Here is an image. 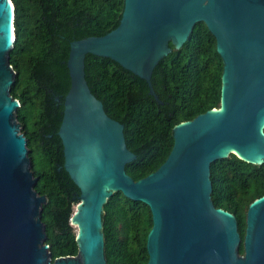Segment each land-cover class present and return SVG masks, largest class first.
I'll list each match as a JSON object with an SVG mask.
<instances>
[{"label":"water","instance_id":"obj_1","mask_svg":"<svg viewBox=\"0 0 264 264\" xmlns=\"http://www.w3.org/2000/svg\"><path fill=\"white\" fill-rule=\"evenodd\" d=\"M13 17L11 1L0 0V264H107L103 207L116 193L149 208L147 264H264V196L247 208L240 255L237 220L214 207L210 180V165L230 155L264 164V0H123L115 29L70 43V87L57 135L63 168L80 192L69 220L77 254L53 261L41 221L46 198L34 189L19 102L10 95ZM198 23L214 37L222 61L219 108L174 126L166 160L134 181L125 172L136 156L125 145L124 123L109 118L90 92L85 57L112 60L161 104L152 72L169 45L182 49Z\"/></svg>","mask_w":264,"mask_h":264},{"label":"trees","instance_id":"obj_2","mask_svg":"<svg viewBox=\"0 0 264 264\" xmlns=\"http://www.w3.org/2000/svg\"><path fill=\"white\" fill-rule=\"evenodd\" d=\"M14 44L9 64L15 72L10 95L19 102L16 119L27 141L37 194L45 196L41 221L52 261L76 256L75 229L70 225L80 192L63 168L57 135L63 101L70 87L66 62L69 45L100 37L120 21L123 0H10ZM157 65L151 85L107 58L87 55L85 79L105 114L124 123L125 145L136 159L125 168L134 181L155 172L172 146V129L220 105L222 61L216 42L203 23L194 26L181 50L172 45ZM211 200L215 208L235 216L243 255L246 211L264 196V164L252 165L236 156L210 165ZM104 252L107 264H147L146 238L152 226L149 208L121 193L103 207Z\"/></svg>","mask_w":264,"mask_h":264}]
</instances>
